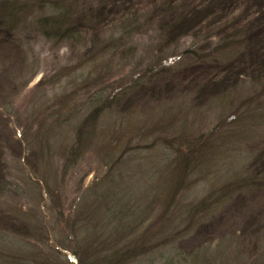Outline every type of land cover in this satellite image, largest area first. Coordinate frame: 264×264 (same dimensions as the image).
<instances>
[{
    "label": "rangeland",
    "instance_id": "obj_1",
    "mask_svg": "<svg viewBox=\"0 0 264 264\" xmlns=\"http://www.w3.org/2000/svg\"><path fill=\"white\" fill-rule=\"evenodd\" d=\"M75 9L83 38L71 45L45 39L31 20L10 34L0 18V264H83L73 255L91 253L92 236L103 247L138 238L143 254L120 264H192L200 254L264 264V0H81ZM127 9L148 23L128 39L135 55H97ZM159 26L169 31L160 41ZM228 36L242 42L226 59L161 64L108 97L111 81H139L156 51H207ZM94 58L98 66L83 65ZM99 96L107 109L88 118ZM180 156L190 164L184 184L151 225L164 212L152 199ZM109 167L101 184L111 189L114 177L110 205L135 213L122 239L102 198L80 192ZM244 179L255 185L230 187ZM60 184L65 197L53 200ZM60 202L78 223L60 225Z\"/></svg>",
    "mask_w": 264,
    "mask_h": 264
},
{
    "label": "trees",
    "instance_id": "obj_2",
    "mask_svg": "<svg viewBox=\"0 0 264 264\" xmlns=\"http://www.w3.org/2000/svg\"><path fill=\"white\" fill-rule=\"evenodd\" d=\"M78 1L81 0H0V18L5 25L7 32L10 34H13L17 30H19L20 25L28 23L31 20V25H33L34 28L39 32L38 34H40L45 39L49 41L54 40L55 42H65L70 45L76 44L77 42L79 44V42L83 38V35L82 30L77 27L78 24L76 22L77 19L75 15V5ZM142 19L143 14L141 9H127L118 17L114 18V21L112 22L113 24L111 34L108 38L109 44L107 46H103V49L105 48L106 50L104 52H99L97 55L102 56L112 54V56H117L119 54L121 59H127L131 56H134L135 49L132 44H128V39L132 38L134 35H137L140 30H143L142 27L144 28V26L148 24L147 22L144 23ZM174 23H177L176 19ZM157 29L159 41L160 38L166 36V32L169 33V31H167L168 29L163 26H159L157 27ZM228 37H226L227 39L224 38L225 40H223V37L220 38L217 44L207 51L200 50L201 48L199 49L197 44H191L187 48H184L179 54L174 51L169 56H162L160 52L161 50H158L152 56V59L150 58L148 61H146L147 63L144 66L143 70L138 72L139 75L137 77L141 76V79L139 81L136 80L137 78L133 80L131 79L126 86H122L120 80L111 81V84L108 85V87L111 89L113 96H111L110 92L108 94V97H123V94L126 92V90L130 91L131 89H134L136 86H138L137 84L141 82L142 78L148 77L150 71L158 68L161 64H163L162 66H170L174 63H179L186 57L189 59L192 58V62H205L211 59H226L231 53H234L239 48L240 42H242V37ZM97 64L98 60L97 58H94L89 62L84 63L83 65L85 67L87 66L93 68L98 66ZM106 87H103L102 90L104 91ZM102 90H100V92H102ZM103 97L104 96H99V99L93 101V103H97V106L93 108V113L88 118H94V115H101L104 113V111H106L107 107L104 110L105 107L103 106L105 102H107V98L103 99ZM83 135L84 132L82 129H80L78 138L76 137L73 140L71 147H69L70 149L65 152L64 157L66 162H70V160L68 159H70L71 156L75 157L78 153V150L76 151V149L81 144ZM104 149L106 148L104 147ZM109 150L112 151L111 149ZM109 150L107 148L103 158L109 157ZM182 157L183 156L177 157L176 159H171L172 163H169L170 165L168 175L166 177L167 179L162 182V185L156 191L152 199L154 207H156L157 204H163L164 212L160 214L151 225L156 226L155 224L164 221L162 219L163 214L166 211L168 213V211L172 208L176 199L177 191H179L184 184V180L187 174L186 171H188L187 168H189L190 164L189 160H186V158L184 160ZM72 161L75 162L76 159ZM102 163H104V161H102ZM115 164L117 165V162H115ZM176 164L178 167H176ZM104 170L105 172L97 173L93 177L92 181L88 185H86L84 189L80 190V192H82L81 195L83 196H85L86 193L96 194V196H98V198L96 199L98 202L99 198H102V201H100V203L102 204V207L106 205L108 206L106 207L107 217L111 223L114 222L115 225L119 226L117 227V229L122 233L121 237L119 238L122 239V237H126L131 233V231H129V220L135 218V213L131 214L130 210H127L123 206H120L118 204L110 205L111 200L109 199L112 197V193L115 191L112 190V188L115 189L117 185H113V182L115 181L113 176L109 177L107 180L108 182H111L109 183V185H111V189H108L106 184H101L103 177L106 178L105 174L111 170V167ZM248 182L249 183L246 184V181L244 179V185L242 184V181V183H236L234 186L230 187H246L247 185L251 186L255 185L254 183L256 181L251 179V182ZM62 188L63 187L60 184L59 190L58 188H56L55 190L53 189V194H57L56 198H54L53 200H63V198L65 197L64 192L62 191L61 193H58ZM64 203L65 202H60L59 204H55L58 221L60 225H63L64 220H66L67 225H75L76 223H78V221H74V219H71L69 217V207L71 205ZM65 212L66 214H69L66 217ZM82 221H85V217L82 219ZM145 237L146 233H143V238ZM91 239L94 240L93 243L95 244H93L92 242L90 243L91 245L89 246V248L91 253H89L88 255L83 254V256L86 258L77 255L76 253H74L73 255L76 259H78L79 262H81V260L84 261L85 263L83 264H120V260H126L135 255L143 254L144 252V246H142L143 244L137 241L138 238L130 242H125L124 245L121 244L122 242L117 245L114 244L112 247H103L104 244L100 245V243L96 241H99V239H96V237L93 238L92 236ZM125 241H129L128 238L127 240L125 239ZM138 244L140 245L138 246ZM90 256L91 259L88 260L87 258H89ZM200 256L201 258L197 256V259L192 264H212L213 262L210 261H214L213 258L207 259L206 257L204 258V255L201 254ZM25 263L32 264V261L30 263V260L25 261L24 259V262H22L21 264Z\"/></svg>",
    "mask_w": 264,
    "mask_h": 264
}]
</instances>
